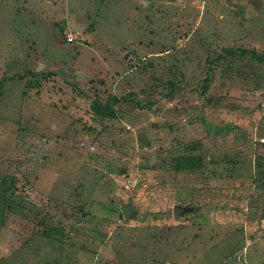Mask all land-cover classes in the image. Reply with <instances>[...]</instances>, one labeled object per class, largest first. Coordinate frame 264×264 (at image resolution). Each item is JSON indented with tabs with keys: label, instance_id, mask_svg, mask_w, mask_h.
Masks as SVG:
<instances>
[{
	"label": "rangeland",
	"instance_id": "rangeland-1",
	"mask_svg": "<svg viewBox=\"0 0 264 264\" xmlns=\"http://www.w3.org/2000/svg\"><path fill=\"white\" fill-rule=\"evenodd\" d=\"M250 51L264 0H0V264H264Z\"/></svg>",
	"mask_w": 264,
	"mask_h": 264
},
{
	"label": "trees",
	"instance_id": "trees-1",
	"mask_svg": "<svg viewBox=\"0 0 264 264\" xmlns=\"http://www.w3.org/2000/svg\"><path fill=\"white\" fill-rule=\"evenodd\" d=\"M234 53V52H231ZM244 53V52H241ZM251 57L258 59V60H264V55L262 56H256L254 52L250 51ZM1 84V83H0ZM127 96H124L123 99H127ZM119 102V100L115 96H109L108 99L104 104L101 103H94L91 105V109L93 113L102 118H115L116 117V109L114 105ZM141 108H145V106H140ZM179 165H181L185 169H192L195 166H198L201 162V160L198 157H195L194 155H182L175 160Z\"/></svg>",
	"mask_w": 264,
	"mask_h": 264
},
{
	"label": "water",
	"instance_id": "water-1",
	"mask_svg": "<svg viewBox=\"0 0 264 264\" xmlns=\"http://www.w3.org/2000/svg\"><path fill=\"white\" fill-rule=\"evenodd\" d=\"M60 74L65 75L66 73L59 69ZM76 76L83 77V75L76 73ZM123 172V170H121ZM194 208L191 206H180L177 205L173 208V215L176 219L179 218L180 214L187 213V212H193Z\"/></svg>",
	"mask_w": 264,
	"mask_h": 264
},
{
	"label": "built area",
	"instance_id": "built-area-1",
	"mask_svg": "<svg viewBox=\"0 0 264 264\" xmlns=\"http://www.w3.org/2000/svg\"><path fill=\"white\" fill-rule=\"evenodd\" d=\"M72 39H73V38L70 36V37H69V40L71 41Z\"/></svg>",
	"mask_w": 264,
	"mask_h": 264
},
{
	"label": "crops",
	"instance_id": "crops-1",
	"mask_svg": "<svg viewBox=\"0 0 264 264\" xmlns=\"http://www.w3.org/2000/svg\"><path fill=\"white\" fill-rule=\"evenodd\" d=\"M66 75V74H65ZM65 75H62V76H65Z\"/></svg>",
	"mask_w": 264,
	"mask_h": 264
}]
</instances>
